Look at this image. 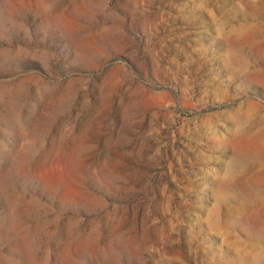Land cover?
I'll list each match as a JSON object with an SVG mask.
<instances>
[{
	"label": "rangeland",
	"instance_id": "374dc122",
	"mask_svg": "<svg viewBox=\"0 0 264 264\" xmlns=\"http://www.w3.org/2000/svg\"><path fill=\"white\" fill-rule=\"evenodd\" d=\"M0 264H264V0H0Z\"/></svg>",
	"mask_w": 264,
	"mask_h": 264
}]
</instances>
